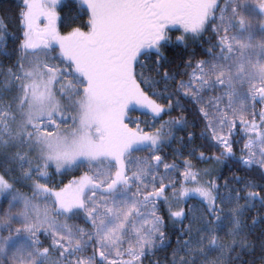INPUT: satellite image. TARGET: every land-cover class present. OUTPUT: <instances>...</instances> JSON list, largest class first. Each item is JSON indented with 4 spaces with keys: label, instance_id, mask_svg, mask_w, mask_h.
Segmentation results:
<instances>
[{
    "label": "snow or ice",
    "instance_id": "snow-or-ice-1",
    "mask_svg": "<svg viewBox=\"0 0 264 264\" xmlns=\"http://www.w3.org/2000/svg\"><path fill=\"white\" fill-rule=\"evenodd\" d=\"M0 264H264V0L0 8Z\"/></svg>",
    "mask_w": 264,
    "mask_h": 264
},
{
    "label": "trees",
    "instance_id": "trees-1",
    "mask_svg": "<svg viewBox=\"0 0 264 264\" xmlns=\"http://www.w3.org/2000/svg\"><path fill=\"white\" fill-rule=\"evenodd\" d=\"M13 2H14V0H0V8L8 7V6L12 5ZM10 31H11V29H10ZM132 115H133V118H135V117L139 116V113H134ZM192 130L195 131L197 133V135H199L200 128H194ZM178 134L179 135H183V133H178ZM199 166L200 167H209V165H206V164H200ZM224 173H225V175H228L229 174L227 169H224ZM75 174L76 175H79V172H77ZM68 178L70 179L71 178V175ZM160 255H161V257L163 256L162 253Z\"/></svg>",
    "mask_w": 264,
    "mask_h": 264
}]
</instances>
